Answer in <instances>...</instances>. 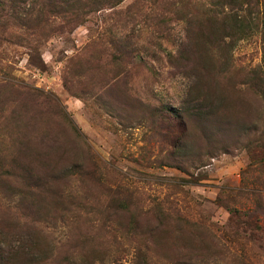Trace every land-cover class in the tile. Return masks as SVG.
Listing matches in <instances>:
<instances>
[{"label":"rangeland","instance_id":"1","mask_svg":"<svg viewBox=\"0 0 264 264\" xmlns=\"http://www.w3.org/2000/svg\"><path fill=\"white\" fill-rule=\"evenodd\" d=\"M186 1L178 20L167 0H124L38 52L0 39L5 256L20 241L41 264H264L262 9ZM191 65L218 110L184 134ZM24 148L40 176L14 164Z\"/></svg>","mask_w":264,"mask_h":264},{"label":"trees","instance_id":"2","mask_svg":"<svg viewBox=\"0 0 264 264\" xmlns=\"http://www.w3.org/2000/svg\"><path fill=\"white\" fill-rule=\"evenodd\" d=\"M123 1L124 0H0V39L7 44L23 46L30 51L38 52L41 43L47 41L50 37L57 33H64L66 31L72 32L86 22L89 14L105 8L115 7ZM183 1L184 0H167L168 9L166 13L170 16H175V19L179 20L181 18L179 12ZM249 1L250 0H242L240 5L243 6L245 2L250 4ZM255 1L262 9V20L259 21L258 29L262 38L264 50V0ZM186 2L190 4L192 0H187ZM190 15L191 14L187 15L188 18H190ZM218 17L219 15L216 11H211L209 16L205 18L206 22H215L212 26L214 34L218 27L220 25L222 26V24L218 23L219 21L222 23L221 20L218 21ZM231 20V25L233 24L232 28L238 27L237 23H242L244 21V19L241 20L238 14L232 15ZM249 22L251 23L252 21L250 20ZM245 35H247V33H245L244 36ZM177 53H180V57L178 58L182 60V51L178 50ZM171 56L174 57L176 55ZM40 58L41 56L39 54V59ZM191 66L193 69L192 73H189L188 70L185 72L188 85L186 94L183 96L184 100L181 109L175 112L172 108H167L169 112H175L173 113V117L179 119L184 128V134L189 129L190 119L207 121L218 110V106H216L214 102L209 103L208 100L205 99L207 92L202 90L204 88L198 89V96H194L195 89L201 83L203 70L198 69L195 65ZM210 108H212V111L209 110ZM254 130H256V128H254ZM185 136L186 135H184V137ZM25 149L28 148H24L21 151V157L19 159L18 155H16L14 164L19 166L20 170L23 171L24 174L22 176H30L36 174L35 171H38V169L35 168V164L29 160L28 151ZM2 152L3 149L0 146V154ZM250 159V167H255L259 164L264 167V150L260 154L250 152ZM4 167V164L0 163V169H4ZM1 173L5 174L1 175L3 179H11L14 175L8 170ZM36 175L40 176L38 174ZM18 188L20 193V187ZM45 196L46 195L40 194L38 200H44ZM14 245L16 246H9L10 252L8 256H5V252H2L0 248V264H41L45 261L41 256L35 255V252H25L20 241L14 243ZM81 259L82 262H79L80 259H77V264H96L94 258L82 257ZM104 261L105 260L102 258L101 262L105 263Z\"/></svg>","mask_w":264,"mask_h":264}]
</instances>
